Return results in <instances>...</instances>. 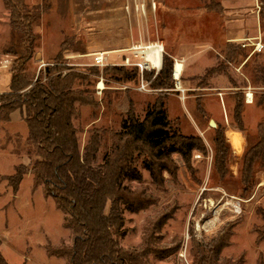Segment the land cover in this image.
Returning <instances> with one entry per match:
<instances>
[{"label": "rangeland", "instance_id": "rangeland-1", "mask_svg": "<svg viewBox=\"0 0 264 264\" xmlns=\"http://www.w3.org/2000/svg\"><path fill=\"white\" fill-rule=\"evenodd\" d=\"M23 3L31 10L38 7L40 17L32 29L37 36L34 57L26 66L18 67L23 68L19 73L33 83L39 78L45 82L46 66L65 50V58L59 63L63 61V65L72 67L67 66L60 73L64 77L66 74L83 77L82 89L98 102L96 108L78 106L74 125L82 150L92 132L99 130L108 132L109 147L112 136L121 132L122 119L129 112L143 119L147 103L159 96L158 89L151 88L156 71L146 72L144 77L147 90H157L156 93H140L136 91L140 77L138 83L129 84L113 79L118 74L112 69L119 65L104 68L88 65L94 62L95 53H110V61L115 64L123 56L132 55L127 49L142 47L143 51L152 44L163 45L167 56L177 52L192 55L184 63L187 73L182 81L187 82H183V88L188 90L184 105L202 131L199 134L202 150L196 151L188 162L180 155H172L169 160L177 165L176 176L164 173L165 182L160 187L139 166L143 181L130 186L145 188L156 201L139 213L125 214L126 236L119 240L120 245L125 250L141 251L153 238V248L170 255L165 260L151 259L152 264H193L199 259V252L202 254L208 244L230 231L231 244L223 250L222 257L243 258L245 264H264V241L256 242V229L263 223L260 212H264V155L251 168L245 162V155L259 144L258 127L264 122V49L250 58L251 50L241 48L245 39L257 42L259 38L264 45V0H23ZM11 14L4 0H0V94L9 92L12 69L20 61L9 53L18 44V35L11 29ZM227 40L231 43H225ZM54 65L57 66L56 61ZM190 70L206 75L189 78ZM98 77L104 79L102 94L96 92ZM124 85L130 87L129 91L123 89ZM219 88L225 89L223 96L215 90ZM244 88L253 90V105L247 110ZM204 100H210L213 108L208 110ZM238 102L243 103L241 131L247 145L241 157L229 153L227 146L231 141L237 153L243 151L244 136L231 135L232 130L241 129L234 117ZM20 115L16 111L9 123L0 121L1 250L10 264H49L47 247L71 244L72 232L64 226V214L55 201L43 198V187L33 186L31 174L24 177L20 186L21 199L30 207L14 210L15 193L5 179L14 174V165H29L36 158L33 147L26 141L27 126ZM211 120L216 122V128L210 126ZM217 138H224L226 143L220 147L214 141ZM105 151V146L100 148L99 161ZM10 209L13 213L7 212ZM155 226L159 233L153 232ZM52 262L63 264L65 260L53 257Z\"/></svg>", "mask_w": 264, "mask_h": 264}, {"label": "trees", "instance_id": "trees-1", "mask_svg": "<svg viewBox=\"0 0 264 264\" xmlns=\"http://www.w3.org/2000/svg\"><path fill=\"white\" fill-rule=\"evenodd\" d=\"M4 3L12 13L11 29L18 35L17 47L9 53L20 61L12 69L9 92L0 94V121L8 123L12 114L20 111L28 130L26 141L36 156L29 165L16 166L14 174L5 180L17 193L24 177L31 174L35 187H43L46 197L52 198L63 212L64 226L72 232V242L61 248L48 246L49 256L64 259L66 264H152L151 259H167L170 253L153 248V238L141 251L125 250L119 243L126 236L125 214L139 213L156 201L145 188H132L130 183L143 181L141 165L150 173L152 183L162 186L164 173L176 176L177 165L170 157L180 155L184 162L190 161L196 151L202 150V139L195 133L184 132L185 118H170L168 97L162 94L147 103L143 119L129 112L121 121V132L112 136L109 147L108 132L99 130L92 132L82 150L74 118L79 105L96 108L98 102L89 91L83 90V77L71 74L64 77L60 73L67 69L63 61L59 63L63 59L61 53L55 59L58 65L46 69L45 82L39 78L33 83L19 73L23 68L18 70V67L26 66L35 54L37 36L32 29L40 17L39 8L31 10L23 0H4ZM173 65L174 61L164 54L162 69L154 83L151 82V88L162 91L175 88ZM112 70L118 74L111 77L115 81L139 82L138 68L131 72L124 67ZM242 107L243 103L238 102L234 116L240 131H243ZM258 135L259 144L245 155L250 168L264 155V122L258 127ZM214 141L220 147L226 143L224 138ZM103 146L106 151L99 161ZM227 146L228 152H232L231 145ZM260 216L263 223L256 229L257 243L264 241V212ZM153 232H158L156 226ZM232 236L228 231L213 240L202 254L199 252V259L193 264H245L243 258L222 257ZM0 264H9L2 254L1 241Z\"/></svg>", "mask_w": 264, "mask_h": 264}, {"label": "crops", "instance_id": "crops-1", "mask_svg": "<svg viewBox=\"0 0 264 264\" xmlns=\"http://www.w3.org/2000/svg\"><path fill=\"white\" fill-rule=\"evenodd\" d=\"M174 1H176V2H181V0H174ZM183 1V0H182ZM176 6L175 7H177L178 5L177 4H175ZM174 6V5H173ZM225 43H231V42H229V40H227V42H225ZM233 43V42H232ZM241 45V44H240ZM62 46V45H61ZM157 46H160V48H161V50L163 51V47L164 46H161V45H157ZM241 48L242 49H246V48H243L242 46H241ZM248 49H250V50H252V48H248ZM127 50H129V49H127ZM126 50V51H127ZM65 52H67V51H63V52H61V54H63V57L65 58ZM101 53H104V54H106L107 55V62H108V64H109V66L110 65H119L120 66V64L122 63V61H123V58L121 59V62L119 63V64H115V63H112L111 61H110V53L108 54V52H99V53H95L94 55L96 56L97 54H101ZM178 53V54H177ZM177 53H175V54H173V55H169L168 53V56H170L171 58H172V60L174 61V65H173V75H174V72H175V69H176V66H175V64H178V63H180V64H182V66H183V68H182V72H181V77H180V81H181V86H182V88H183V82L185 83V82H187V81H182V79L184 80L185 79V77H184V75L187 73V68L185 69V66H184V63H185V61L187 60V59H190V57L192 56V55H181L179 52H177ZM60 54V52L57 54V56ZM164 54H166V52H164ZM163 54V55H164ZM255 54H258V53H254V54H251V51H250V53H249V56H250V58L252 57V56H254ZM57 56L55 57V58H57ZM95 56H94V58H95ZM129 56V55H128ZM184 56H186V57H184ZM188 56H190V57H188ZM124 57V56H123ZM249 58V59H250ZM55 60V59H54ZM55 62V61H54ZM54 62H52V63H48V65L46 66L47 68L48 67H54V66H56V65H54ZM58 65V64H57ZM85 65H87V64H85ZM88 65H90L91 67H97V66H95L94 65V62L92 63V64H88ZM67 66H69L68 64H67ZM162 66H163V62H162ZM69 67H72V66H69ZM76 67V66H75ZM121 67V66H120ZM46 68V69H47ZM210 68H212V67H210ZM207 69H209V68H207ZM75 71H77V69H74ZM130 70H132V69H130ZM79 71V70H78ZM190 72V74H187L188 75V77L189 78H191V77H194V78H204L205 77V75L206 74H198V72H200V71H198V72H195L194 70H190L189 71ZM63 74V73H62ZM188 78V79H189ZM173 80H174V77H173ZM186 80V79H185ZM97 83H96V92L98 93V94H102L103 93V91L105 90V88H103L102 89V91H101V93L99 92V90L101 89V84H100V82H103V84H104V79L102 80V78H97V81H96ZM176 83V82H175ZM105 85V84H104ZM98 86L100 87L99 89H98ZM150 89V88H149ZM184 89V88H183ZM125 90H129V88L128 89H125ZM185 90V92H187L188 90H186V89H184ZM215 90H218V91H220V92H222L221 93V96H223L225 93H224V88H219V89H215ZM136 91H138V90H136ZM154 92V93H156V91L157 90H152V89H150V91H138V92H140V93H151V92ZM248 91V92H252L253 93V90L251 89V88H244V94H245V97H246V92ZM158 93H159V95H166L167 97H168V101H169V106H170V118H176V117H178V116H181L182 118H185L186 120H185V128H184V132L185 133H195V134H197L198 136H199V134H202V131H201V129H199V127L197 126V124H196V122L194 121V119H193V116L191 115V113L188 111V109L185 107V105H184V103H185V100H186V93L184 94L185 95V99H181L180 98V96H181V94H180V91L178 90V89H176V87L174 88V89H172V90H165V91H160V90H158L157 91ZM157 93V94H158ZM173 93H177V94H173ZM179 93V94H178ZM219 94V93H218ZM218 94H216V95H218ZM175 97L178 99V100H176L175 99ZM246 99V98H245ZM253 100H254V98H253ZM208 105L206 106V108L209 110V109H212L213 108V106H211L210 104H209V102H210V100H208V101H206V100H204ZM203 101V102H204ZM222 101H223V98H222ZM246 101V100H245ZM246 105H245V109L247 110L248 108L249 109H251V105H253V101L252 102H247L246 101ZM175 106H180L181 108L180 109H176V107ZM219 106H220V103H219ZM204 111H205V109H204ZM9 123V122H8ZM28 131V130H27ZM231 135H233V134H240L241 136H244V134L242 133V131H240V130H232L231 131ZM16 134V133H15ZM243 134V135H242ZM28 135V134H27ZM238 136V135H237ZM236 136V137H237ZM237 138H239V136L237 137ZM241 138V137H240ZM245 136L243 137V138H241L242 139V141H243V151H242V153H237L236 152V149H235V147H234V145L232 144V142L231 141H229L230 142V145H231V148H232V153H234V154H236L238 157H241L242 155H243V153H244V151L246 150V142H244L245 141ZM231 139V138H230ZM241 141H239V142H237L238 143V146L241 148V143H240ZM18 164H16V165H14V169H13V171H15V167L17 166ZM28 175H30V174H28ZM30 176H32V175H30ZM31 178H33V176L31 177ZM24 180V179H23ZM22 180V181H23ZM33 182H34V178H33ZM22 183V182H21ZM20 186H21V184H20ZM33 186L35 187V185L33 184ZM41 195L43 196V198L44 199H47L45 196V194H44V192H43V190L41 191ZM14 196V195H13ZM15 198H16V204H15V207H16V209H14L15 211L17 210H20V211H24V208L26 207V206H29L30 207V204L28 203V202H26V203H23V201H22V199H21V194H20V188H19V191H18V193H15V196H14ZM10 201V200H9ZM9 201H8V203L7 204H9ZM46 202H47V200H46ZM48 203V202H47ZM6 204V205H7ZM5 205V206H6ZM37 206H38V204H37ZM32 208L34 209V208H36V204H32ZM13 209H10V210H7V212H12L13 213V211H14ZM7 221H6V227H5V229H6V231L8 232V230H9V226L7 225ZM38 245V244H37ZM2 251V250H1ZM2 254H3V252H2ZM42 255H44V254H42ZM46 255V254H45ZM4 256V255H3ZM5 257V256H4ZM46 257L48 258V262H49V264H53L54 262H52V260H53V257H50L49 255H46ZM27 257H25V259H26ZM5 259H6V257H5ZM52 259V260H51ZM7 261H8V259H6ZM55 261V260H54ZM9 262V261H8ZM10 264V263H9ZM62 264V263H61ZM63 264H66L65 262L63 263Z\"/></svg>", "mask_w": 264, "mask_h": 264}, {"label": "built area", "instance_id": "built-area-1", "mask_svg": "<svg viewBox=\"0 0 264 264\" xmlns=\"http://www.w3.org/2000/svg\"><path fill=\"white\" fill-rule=\"evenodd\" d=\"M244 43L242 44V47L243 48H252L251 50V54H254V53H261L264 49V45H263V42L261 39L257 38V42H251L250 39H245L243 40ZM156 44H152V45H148V46H145L143 49L145 50H141L142 47H133L131 49H129V51H132V55L130 56H124L123 57V61L122 63L120 64L121 67H124V68H127V69H133V68H138L139 69V72H140V78H141V83L140 85L136 88V90L138 91H150V90H147V85L145 84V81H144V73L145 72H151V71H156V74L159 73V71L162 69V64H161V67L160 68H156L154 65H153V62L151 60L148 59V56H147V52L151 50V47L152 46H155ZM163 46V45H162ZM163 54H164V49L162 51V62H163ZM142 58V60L138 61L139 58ZM107 55L104 54V53H101V54H97L94 58V65L99 67V68H104V67H107L109 66L108 62H107ZM176 66V64H175ZM175 72H176V69H175ZM175 72H174V81L176 82L175 83V87L176 89H178L180 91V98L183 100L185 99V90L182 88L181 86V81H180V77H181V73L179 75L178 78H176V75H175ZM182 72V70H181ZM103 80V78H102ZM101 84V89L99 90V92L101 93L102 89L104 88V84L103 82H100ZM98 86V89L100 88ZM130 88L128 85H124L123 86V89H128ZM246 101L247 102H252L253 101V93L252 92H247L246 93Z\"/></svg>", "mask_w": 264, "mask_h": 264}, {"label": "bare ground", "instance_id": "bare-ground-1", "mask_svg": "<svg viewBox=\"0 0 264 264\" xmlns=\"http://www.w3.org/2000/svg\"><path fill=\"white\" fill-rule=\"evenodd\" d=\"M147 56H148V59L153 62V65L156 68H160L161 67V64H162V50H161L160 46H157V45L152 46L151 50L147 52ZM182 68H183L182 64H180V63L176 64V72H175L176 78L179 77Z\"/></svg>", "mask_w": 264, "mask_h": 264}, {"label": "water", "instance_id": "water-1", "mask_svg": "<svg viewBox=\"0 0 264 264\" xmlns=\"http://www.w3.org/2000/svg\"><path fill=\"white\" fill-rule=\"evenodd\" d=\"M209 124H210V126H212L213 128H216V127H217V124H216V122H215L214 120H211Z\"/></svg>", "mask_w": 264, "mask_h": 264}]
</instances>
